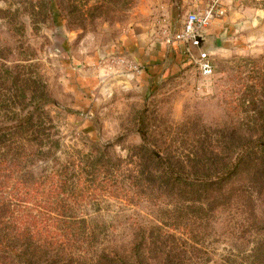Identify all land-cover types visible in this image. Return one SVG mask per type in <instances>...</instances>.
<instances>
[{
  "label": "rangeland",
  "instance_id": "rangeland-1",
  "mask_svg": "<svg viewBox=\"0 0 264 264\" xmlns=\"http://www.w3.org/2000/svg\"><path fill=\"white\" fill-rule=\"evenodd\" d=\"M63 2L65 12L49 0H0V133L26 116L34 91L46 92L43 111L63 159L110 146L112 159L129 163L147 137L187 169L227 167L213 174L224 180L221 195L176 187L161 199H112L89 210L107 225L99 249L128 250L140 224L157 219L175 229L168 246L190 264H264V165L251 166L250 156L237 164L264 120V0H227L205 29L210 77L196 63L206 51L167 44V35L212 0ZM141 163L139 171L156 170Z\"/></svg>",
  "mask_w": 264,
  "mask_h": 264
},
{
  "label": "trees",
  "instance_id": "trees-1",
  "mask_svg": "<svg viewBox=\"0 0 264 264\" xmlns=\"http://www.w3.org/2000/svg\"><path fill=\"white\" fill-rule=\"evenodd\" d=\"M49 1L66 11L63 0ZM35 92L26 116L2 127L10 132L0 133V264H190L183 252L178 256L168 246L176 238L168 220L140 224L128 250L99 249L107 240V225L93 221L88 211L100 212L112 199L131 202L151 194L161 199L176 187L190 188L197 195H221L217 185L224 180L213 174L227 173V165L220 171L187 169L168 154L152 150L147 137L135 147L138 154L131 155L129 163L112 159L110 146L63 159L61 142L51 133L53 120L42 107L51 100L46 92L39 96ZM254 125L259 134L239 148L237 164L250 156L255 159L250 165L260 168L264 120ZM143 160L156 170L139 171ZM156 180L164 185L157 188Z\"/></svg>",
  "mask_w": 264,
  "mask_h": 264
},
{
  "label": "built area",
  "instance_id": "built-area-1",
  "mask_svg": "<svg viewBox=\"0 0 264 264\" xmlns=\"http://www.w3.org/2000/svg\"><path fill=\"white\" fill-rule=\"evenodd\" d=\"M225 11L219 0L210 4L203 13L190 12L180 32L167 35L169 41L190 44L192 47H199L203 40L204 30L217 18L224 16ZM198 69L203 77H210L214 71V65L208 52H200L196 59Z\"/></svg>",
  "mask_w": 264,
  "mask_h": 264
},
{
  "label": "crops",
  "instance_id": "crops-1",
  "mask_svg": "<svg viewBox=\"0 0 264 264\" xmlns=\"http://www.w3.org/2000/svg\"><path fill=\"white\" fill-rule=\"evenodd\" d=\"M215 0H212V2L211 3H213ZM226 1L227 0H219V3H220V5L223 7V9H224V11H226ZM210 3V4H211ZM208 4V3H207ZM209 4V5H210ZM209 5H207V6H209ZM224 5H225V7H224ZM204 12V11H203ZM202 11H200L199 13H203ZM221 18V17H220ZM218 19V18H217ZM217 19H215V20H217ZM214 20V21H215ZM204 33H205V30H204ZM209 33L207 32V35H208ZM204 36V38L205 39H203L202 40V43H201V45L199 46V47H194V48H196V50H198V52H200V51H206V52H208L209 54H210V51H209V48L208 47H210V44H209V41H206V33L203 35ZM174 39H171L170 41H169V39L167 38V44H174V43H181L182 44V42H176V41H173ZM183 45H190V44H186V43H183ZM191 46V45H190ZM198 55H199V53H197V56H196V59L198 58Z\"/></svg>",
  "mask_w": 264,
  "mask_h": 264
},
{
  "label": "water",
  "instance_id": "water-1",
  "mask_svg": "<svg viewBox=\"0 0 264 264\" xmlns=\"http://www.w3.org/2000/svg\"><path fill=\"white\" fill-rule=\"evenodd\" d=\"M203 39H205V38L203 37Z\"/></svg>",
  "mask_w": 264,
  "mask_h": 264
}]
</instances>
